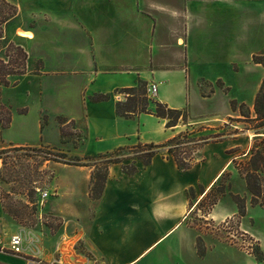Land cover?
<instances>
[{
	"label": "crops",
	"instance_id": "obj_1",
	"mask_svg": "<svg viewBox=\"0 0 264 264\" xmlns=\"http://www.w3.org/2000/svg\"><path fill=\"white\" fill-rule=\"evenodd\" d=\"M7 1L18 7L9 23L18 24L17 34L28 50L38 48L36 56L44 69L34 77H45L64 98L65 111L58 114L84 122L86 138L80 154L84 157L140 142L164 144L198 125L208 126L196 135L213 134L217 123L232 112L230 99L222 115L215 108L220 95L226 97L219 83L232 88L226 72L232 70L242 80L240 87H253L247 99L240 100L249 106L264 81V65L254 61L264 56V0ZM27 18L32 26L25 25ZM32 80L38 79L23 81ZM139 81L147 87L157 85L156 102L186 109L188 123L167 128L166 120L149 113L118 116L117 103L127 99L118 91L135 88ZM40 92L42 96L43 89ZM95 94L111 97L92 102ZM5 103L0 98V108ZM210 103L214 110L204 113ZM16 107L8 127L0 123V149L33 144L4 140L22 115ZM38 127L42 130L40 118ZM241 144L239 137L208 143L197 154L200 161L187 171H180L167 152L156 155L150 166H139L134 176L114 165L95 206L89 197L92 169L64 165L60 173L69 175L70 187L84 199L78 209L93 258L99 264H247L246 258L249 264H264L240 251L243 258L232 257L227 240L201 232L187 221L188 189L208 191L243 155ZM235 213H217L214 207L205 219L224 223ZM8 231L0 200L1 248L9 249ZM199 238L203 255L198 251Z\"/></svg>",
	"mask_w": 264,
	"mask_h": 264
},
{
	"label": "rangeland",
	"instance_id": "obj_2",
	"mask_svg": "<svg viewBox=\"0 0 264 264\" xmlns=\"http://www.w3.org/2000/svg\"><path fill=\"white\" fill-rule=\"evenodd\" d=\"M24 23L32 26L28 18ZM17 29L18 24L15 22L4 25L5 39L0 41V59H4L9 43L22 46L28 54L27 77L10 78L12 85L21 82L16 87L10 86L14 88H5L0 85V98L8 102L2 104L0 108V123L3 128L8 126L12 110L19 105L16 110L22 115L17 116L18 123L5 134L4 140L29 141L33 144L0 149L2 150L0 200L9 224L6 237L9 238L14 234H20L23 237V253L20 256L14 255L6 246L2 248L0 246V264H30L32 262L83 264L85 258L91 259L92 264H99L93 258L90 245L86 241L85 224L79 214L78 206L84 199L70 187L69 175L60 173V169L66 165L60 162L73 163L77 158H85L80 155L86 138L84 122L69 121L58 114L65 111L64 98L62 100L58 97L59 94L46 82L45 77L41 79L34 77V75H41L44 69L42 60L36 56L38 48H33L32 52L28 50L17 34L20 32ZM257 61L264 65V56ZM225 75L232 84V88H224L219 83L218 86L224 89L226 97L223 94L220 95L215 103L216 111L222 115L224 106L227 108L228 99L230 103L233 100L236 101V106L233 110L230 104L232 112L223 121L217 123L219 127L213 134L222 133L228 138H241L242 144L239 149L243 155L236 159L239 164L237 166L232 164L226 174L215 183L213 189L208 190L207 195L201 194L197 189L196 198L191 199L193 207L188 213L187 221L201 232L209 231V234L221 236L227 240L231 245L228 254L232 257L237 255L243 258V255L239 254L240 251L241 254L253 256L256 262H263L264 208L251 203L252 196L238 169L246 168L247 159L250 156L246 155L253 146H259L264 150V134H261L264 133V97L260 105L261 116L258 118L254 107L255 100L252 106L240 102L241 99H247L245 96L248 92L251 93L253 87H240L242 80L235 76L232 70L227 71ZM32 78L38 80H32L29 83L23 81ZM261 88L264 95V81L259 91ZM42 89L43 95L40 96ZM149 100L150 107L155 109V99ZM210 110H214L213 103L207 104L203 112L208 113ZM39 118L42 130L38 127ZM207 126L206 124L194 126L188 131L198 132ZM61 128H63V137ZM206 134L197 136L212 135L207 132ZM251 136H253L252 139ZM2 142L3 139H1ZM185 149L191 155L194 154L192 145H186ZM223 187H229V190L226 195L219 197V191ZM42 192H49V197L43 200ZM236 195L243 197L246 202V212L242 218L238 214L233 198ZM216 200H218L215 206L217 213L237 210L236 215L234 214L224 223L205 219L208 217L207 211ZM90 201L92 205H96L97 201L91 198ZM94 206L90 210V220L94 215ZM257 256H263V259L258 260ZM249 260L246 258L245 262L249 264Z\"/></svg>",
	"mask_w": 264,
	"mask_h": 264
},
{
	"label": "trees",
	"instance_id": "obj_3",
	"mask_svg": "<svg viewBox=\"0 0 264 264\" xmlns=\"http://www.w3.org/2000/svg\"><path fill=\"white\" fill-rule=\"evenodd\" d=\"M17 14L18 7L15 4L7 0H0V41L5 39L3 32L4 25L13 20ZM257 59L258 58H254V61L256 63H260L257 62ZM27 60L28 54L22 46L9 43L4 59H0V85L9 87L11 86V82L9 80L11 77L25 75L27 70ZM262 88L256 96L254 106L258 118L261 116L260 105L263 100L262 97H264ZM118 92L125 93L127 95L125 102H118L116 105V111L120 117L132 118L139 113H149L166 120L167 128L176 127L181 123H188L189 114L186 109H171L166 104L155 101V110H150L147 85L143 81H139L135 88L124 89ZM110 97L111 96L108 94H95L91 97V101H107ZM230 104L232 109L235 110L236 101L233 100ZM196 133L197 132L195 131L190 132L187 130L177 134L164 144L140 142L133 146L118 148L109 153L98 154L93 157H85L84 159L77 158L73 163H60L76 167H90L92 169V175L89 197L93 201H98L101 198L108 181L109 170L114 165L120 166L124 174L134 176L139 171V166L148 167L151 165L156 155L162 152H167L176 162L180 171H187L200 161L197 154L204 145L228 139V136H225L222 133H218L216 135L212 134L210 136H197ZM61 136L63 137V128H61ZM186 145H192L193 155L187 152L185 149ZM1 154L2 150H0V155ZM248 155L250 156L247 159L248 162L246 163V168L244 170L240 168L238 169V172L244 179L246 187L252 196L251 203L254 206L264 208V150L259 148V146H253L246 156ZM232 163L235 164V166L239 164L236 160ZM225 174L226 173H224L222 177ZM222 177H220V179ZM214 185L209 189V191L213 189ZM228 190L229 187H223V189L219 191V197L226 195ZM199 191L201 194H208V191L202 187ZM196 193L197 190L194 188H190L187 191V196L190 201V209L193 207L191 199L196 196ZM233 198L238 208V214L242 218L246 212L245 199L239 195L233 196ZM217 202L218 200L213 203L212 207L207 211V215H209L213 208L217 205ZM197 244L199 254L203 255L204 245L201 238L198 239ZM257 259L262 260L263 256H257Z\"/></svg>",
	"mask_w": 264,
	"mask_h": 264
},
{
	"label": "built area",
	"instance_id": "obj_4",
	"mask_svg": "<svg viewBox=\"0 0 264 264\" xmlns=\"http://www.w3.org/2000/svg\"><path fill=\"white\" fill-rule=\"evenodd\" d=\"M147 94L149 98H154L157 94V85L156 84H151L147 87ZM50 195L49 192H42L41 193V198L45 200L48 198ZM9 250L17 256L22 255L23 253V237L20 234H14L10 237L9 240ZM83 264H92L93 261L89 258L84 259ZM30 264H36L35 262H32Z\"/></svg>",
	"mask_w": 264,
	"mask_h": 264
},
{
	"label": "bare ground",
	"instance_id": "obj_5",
	"mask_svg": "<svg viewBox=\"0 0 264 264\" xmlns=\"http://www.w3.org/2000/svg\"><path fill=\"white\" fill-rule=\"evenodd\" d=\"M24 36H26V37H32V35L31 34H23ZM252 137V136H251Z\"/></svg>",
	"mask_w": 264,
	"mask_h": 264
}]
</instances>
